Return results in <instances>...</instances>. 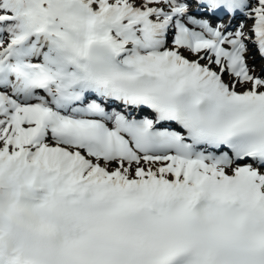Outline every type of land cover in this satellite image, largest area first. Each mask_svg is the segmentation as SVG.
I'll return each mask as SVG.
<instances>
[{
  "label": "snow or ice",
  "instance_id": "obj_1",
  "mask_svg": "<svg viewBox=\"0 0 264 264\" xmlns=\"http://www.w3.org/2000/svg\"><path fill=\"white\" fill-rule=\"evenodd\" d=\"M0 264H264V0H0Z\"/></svg>",
  "mask_w": 264,
  "mask_h": 264
}]
</instances>
